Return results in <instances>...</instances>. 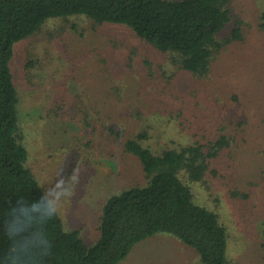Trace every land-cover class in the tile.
Masks as SVG:
<instances>
[{
  "label": "rangeland",
  "instance_id": "rangeland-1",
  "mask_svg": "<svg viewBox=\"0 0 264 264\" xmlns=\"http://www.w3.org/2000/svg\"><path fill=\"white\" fill-rule=\"evenodd\" d=\"M230 3L243 39L226 47L207 77L178 70L124 27L82 15L51 18L16 44L26 166L45 192L79 174L76 196L60 215L66 230L97 242L105 199L146 183L138 159L106 140L111 127L125 132L123 140L148 130L144 143L155 152L196 142L208 151L225 135L226 149L189 186L194 201L227 227L229 264H264V0ZM119 264L202 263L194 248L159 233Z\"/></svg>",
  "mask_w": 264,
  "mask_h": 264
},
{
  "label": "trees",
  "instance_id": "trees-1",
  "mask_svg": "<svg viewBox=\"0 0 264 264\" xmlns=\"http://www.w3.org/2000/svg\"><path fill=\"white\" fill-rule=\"evenodd\" d=\"M78 15L130 30L145 45L169 55L178 70L198 77H207L226 47L243 39L241 21L232 23L230 0H0V254L10 244L4 226L11 209L18 200L35 201L45 193L26 166L28 151L21 143V98L12 67L15 46L51 18ZM105 135L138 159L146 183L105 199L100 237L93 244L82 238L81 230H66L61 216L49 221L52 250L43 264H119L137 244L159 233L194 248L202 264H229L227 227L218 212L194 201L189 186L209 173L229 138L222 135L208 151L196 142L155 152L144 143L148 130L127 140L114 127ZM262 237L264 248V223Z\"/></svg>",
  "mask_w": 264,
  "mask_h": 264
},
{
  "label": "clouds",
  "instance_id": "clouds-1",
  "mask_svg": "<svg viewBox=\"0 0 264 264\" xmlns=\"http://www.w3.org/2000/svg\"><path fill=\"white\" fill-rule=\"evenodd\" d=\"M79 183V174L74 173L68 182L54 184L38 200L17 201L4 226L10 244L0 254V264H43L52 250L46 226L76 196Z\"/></svg>",
  "mask_w": 264,
  "mask_h": 264
}]
</instances>
